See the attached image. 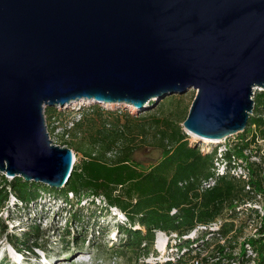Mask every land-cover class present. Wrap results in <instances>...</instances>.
Wrapping results in <instances>:
<instances>
[{
    "label": "water",
    "instance_id": "water-1",
    "mask_svg": "<svg viewBox=\"0 0 264 264\" xmlns=\"http://www.w3.org/2000/svg\"><path fill=\"white\" fill-rule=\"evenodd\" d=\"M191 88L184 133L217 143L245 128L264 90V0H0L8 179L67 183L74 154L48 137L45 107L143 109Z\"/></svg>",
    "mask_w": 264,
    "mask_h": 264
},
{
    "label": "trees",
    "instance_id": "trees-1",
    "mask_svg": "<svg viewBox=\"0 0 264 264\" xmlns=\"http://www.w3.org/2000/svg\"><path fill=\"white\" fill-rule=\"evenodd\" d=\"M253 100L254 106L247 124L238 133V138L232 145L237 156L242 154L243 149L249 148L251 155H257L259 158L246 159L249 168L248 180L225 172L217 176L215 183L209 188L199 189L202 180L214 176L212 168L217 158V148L211 151L202 150L197 140H189L179 123L170 126V131H162L159 137L161 156L147 169L142 170L129 163L128 155L131 150L128 144L119 147L121 153L116 159L108 160L107 151L112 149V144L118 137H125L123 129L130 127L117 125L111 132L93 138L94 143L105 140L107 142L98 152L90 150L84 152L85 158L80 164L72 166L71 174L63 187L54 188L42 182L25 181L20 176L8 179L4 174H0V210L5 208L11 194L26 207L30 202L35 204L42 193L52 192L61 194L65 204L69 205L66 209L71 217L69 224L80 225L84 219L80 210L82 207L74 206L73 200L71 201L67 195H73L77 203L81 197L87 195H91L92 203L95 196H100L107 205H113L123 211L128 220V225L121 227L123 237L120 238L119 246L129 251H140L143 256L150 252L156 231L175 233L179 240L197 225L207 226L211 222H219L218 231L211 233L218 238H226L233 230V222L239 219L241 212L245 211L249 216L254 210L248 207L247 202L256 200L257 194L264 197V144L258 142L260 139L264 140V90L255 92ZM47 108L46 121L51 116V113H47ZM186 115L187 112L184 111L181 121ZM83 119L84 117L76 126H81ZM166 124L169 125L167 120ZM63 144L73 149L72 146ZM232 154L230 150L224 151L223 154V159L229 164ZM66 232L67 235L70 234L69 229ZM41 233L36 224H29L27 230L21 232L23 240L20 245H24L25 252L40 247L37 240ZM204 234L205 232L200 230L199 238L195 241L203 240ZM261 237H263L261 240L257 239L250 244L251 250L258 255L257 264H264V228ZM181 241L179 240L177 247L186 251L190 250L195 242L186 239ZM12 246L19 252L22 250L17 245ZM221 250L218 244L212 253L219 254ZM221 257L227 258L230 262L234 259L233 254ZM248 260L247 257L246 261ZM179 261L181 260H178V264ZM244 262L241 261L242 264Z\"/></svg>",
    "mask_w": 264,
    "mask_h": 264
},
{
    "label": "rangeland",
    "instance_id": "rangeland-1",
    "mask_svg": "<svg viewBox=\"0 0 264 264\" xmlns=\"http://www.w3.org/2000/svg\"><path fill=\"white\" fill-rule=\"evenodd\" d=\"M258 91L255 89V92ZM195 93L196 89L191 88L184 93L165 94L158 101L147 100L143 109L135 110L125 103L107 106L84 102V122L71 129L67 141L60 140L59 143L73 147V165H78L85 158L84 152H98L107 142L105 140L94 143V137L111 132L117 125H128V129L122 128L125 137L117 138L112 149L107 151L106 157L108 160L116 159L121 153L119 147L128 144L131 150L128 155L129 163L145 170L161 156L159 137L162 131H170L173 125L179 123L184 132L181 125L184 121H181L182 115L184 111L188 112ZM48 108L47 113L51 115L55 113L62 118L66 114L65 111H58V108ZM237 135L226 137L218 144L230 145L238 138ZM188 138L190 141H202L193 135H188ZM67 197L73 200L74 206L82 207L80 210L84 219L80 225L69 224L71 217L66 212L69 205L65 204L61 194L44 192L35 204L30 202L26 207L11 194L5 208L0 210V264H45V257L50 259V264H178V260H181L180 264H242V260L245 261L244 264L258 263V255L251 250L250 244L263 238L261 231L264 228V197L260 194H257V199L253 202H247L248 207L254 210L249 216L245 211L241 212L226 238H218L211 233L219 229L213 222L207 226L197 225L179 240L194 242L199 238L200 230L205 232L204 238L195 241L190 250L186 251L184 248L178 249L179 240L175 233L156 231L153 245L146 256L140 251H129L119 246L120 238L123 237L121 227L128 225V220L118 207L107 205L100 196H95L97 198L93 203L91 195L81 197L78 203L73 195L68 194ZM29 224L38 225L42 233L37 240L40 247L25 252L24 245H20L23 240L21 232L27 230ZM67 229L70 230L69 235L66 234ZM218 244L222 250L219 254L212 253ZM12 245H17L22 250L19 252ZM227 254L234 255L233 261L221 257Z\"/></svg>",
    "mask_w": 264,
    "mask_h": 264
},
{
    "label": "built area",
    "instance_id": "built-area-1",
    "mask_svg": "<svg viewBox=\"0 0 264 264\" xmlns=\"http://www.w3.org/2000/svg\"><path fill=\"white\" fill-rule=\"evenodd\" d=\"M86 104L87 102L84 101ZM84 102H76L71 103L69 106H63V107H55L58 108V111H65L66 114L62 116V118L58 117L55 113L52 114L45 122L47 126V132L48 137L51 139L52 143L59 144L61 146H64V144H60V140H68L70 138L69 134L71 132V129L76 127L77 123L81 122L84 110H85V104ZM232 136V135H231ZM229 137V136H227ZM226 137H223V139ZM223 139H221L217 143L212 142H206V141H198L199 145H201V149L205 151H211L213 148H217V158L214 160V166H213V175L209 176L208 179L202 180L199 189H206L212 186L215 183V180L217 176L223 175L225 172H228L230 174H233L235 177H243L245 180L249 179V168H248V161L246 159L250 160H258L257 155H251L250 149L246 148L242 150V155L237 156L235 153V150L233 148V143L230 145H220L218 143L222 142ZM259 143L263 142L264 140H258ZM230 150L233 152L231 156V164H229L226 159H223L224 151ZM251 155V158H250ZM247 187V186H246ZM97 198V197H95ZM103 198V197H102ZM175 209L172 210L174 212ZM215 223L216 227H218V223ZM249 247V245L247 244ZM251 251V250H250Z\"/></svg>",
    "mask_w": 264,
    "mask_h": 264
},
{
    "label": "bare ground",
    "instance_id": "bare-ground-1",
    "mask_svg": "<svg viewBox=\"0 0 264 264\" xmlns=\"http://www.w3.org/2000/svg\"><path fill=\"white\" fill-rule=\"evenodd\" d=\"M105 105H107V106H112V105H114L113 103H105ZM130 107L133 109V110H135L136 109V107H134L133 106V104H130ZM193 135V134H192ZM193 136H195V137H197L196 135H193ZM204 141H208V140H210V139H205V138H202ZM213 141H216V140H213ZM160 232V231H159ZM159 239V238H158ZM163 246V245H162ZM162 248V247H161ZM36 250V249H35ZM12 254V253H11ZM13 256H14V254H13ZM15 257V256H14ZM16 260H18L17 258H15ZM44 259H46L45 261H46V263L45 264H50L51 262H50V259L49 258H47V257H45Z\"/></svg>",
    "mask_w": 264,
    "mask_h": 264
}]
</instances>
